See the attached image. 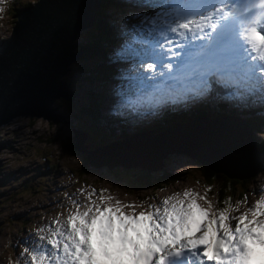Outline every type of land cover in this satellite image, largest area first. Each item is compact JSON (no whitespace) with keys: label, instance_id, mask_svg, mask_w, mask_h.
<instances>
[{"label":"snow or ice","instance_id":"obj_1","mask_svg":"<svg viewBox=\"0 0 264 264\" xmlns=\"http://www.w3.org/2000/svg\"><path fill=\"white\" fill-rule=\"evenodd\" d=\"M156 3L163 22L154 15L133 25L142 34L141 67L158 70L139 75L140 108L154 114L169 103L198 100L213 82L232 89L227 100L264 102V0ZM177 37L179 59L172 60L162 45ZM104 199L101 192L99 203L84 211L77 205L67 217V231L62 226L52 231L51 248H26L33 264H264V198L238 217L230 208L213 211L210 201L204 208L197 199L206 197L191 190L183 198L179 193L166 198L162 210L150 205L151 211L139 214L121 211L120 201L105 206Z\"/></svg>","mask_w":264,"mask_h":264},{"label":"rangeland","instance_id":"obj_2","mask_svg":"<svg viewBox=\"0 0 264 264\" xmlns=\"http://www.w3.org/2000/svg\"><path fill=\"white\" fill-rule=\"evenodd\" d=\"M17 1L19 2L20 0ZM28 1L29 4L23 7L18 14L14 16L10 14L12 9L9 8L8 14L1 16L0 38L5 39L10 34L14 21H16V16H18L24 8L33 7L35 5L34 3L39 0H26V2ZM123 3H125L124 0ZM16 4L17 2L13 1L10 7H14ZM115 10L114 15L120 16L124 15L129 9L122 10L118 8ZM105 22L106 25L104 24L103 27L107 28V26L111 24V18H108ZM92 28L93 25L90 26L88 30L82 31L79 37L74 40V45L76 44V47H74L73 53H76L77 57H79L72 64L73 66H69V70L66 73L67 75L63 78L69 85L68 90L71 92L69 99L59 98L54 101L52 106V110L59 114L62 119L50 120L37 117H27L26 119L15 118L9 125L0 128V144L8 146L7 150L0 151V264H8L14 261L17 255V251L15 250L18 247L21 237L31 226L37 225L40 222H45L50 216H55L56 212L68 209V206L73 208L81 204L82 201H91L93 197H89V194L87 192L85 193L83 187H88L94 191V189H92L94 186H100L105 191L118 193L121 186H126L130 180H135V176H129L133 174V172L126 171L122 173L119 170H109L105 166L99 167V165L95 167L91 162L90 165H86L87 175L80 177L78 174V171L83 166L81 155L85 154L88 159L91 152L85 145L88 135L79 127L81 119L76 118L77 113H79V115L81 114V106L84 109L82 112L83 120L88 121L94 127L90 132L96 134V122L87 114V109L89 107L95 110L94 114L102 125L104 121L108 122L110 131L107 130L105 133V141H103L101 145L111 144L114 135L120 134L119 132L126 131L131 133L132 130L131 127H120V125L115 127L114 125L116 123L109 121L108 117L112 114V106L106 97L108 91L106 80L107 74H109L107 69L102 70L103 80L101 83V97L104 100L105 110L103 111L104 108H102L100 113L99 106H97L95 102L98 97L95 95L96 85L93 87V82L98 71L93 70V67L98 68L99 64L102 66L107 62L106 53H103V50L99 46L98 51H95L94 55L88 56V58L83 61L82 53L77 49L78 44L86 40L89 42L92 39L90 36ZM99 29L100 28H96L97 31ZM94 34H96V32H94ZM107 35L108 30L106 36ZM92 49H94L93 46ZM82 63L88 66L92 65V68H90V76L93 77L92 82L87 78H83V74L80 73L79 66ZM74 70L77 75H74ZM77 80L79 81L78 84L72 82H76ZM126 93L127 92L120 91L119 89L116 90V94L119 98H122V95L126 96ZM73 99L77 106L73 103ZM261 104L263 105V103ZM211 108L215 109L213 105ZM216 109L218 110L219 108ZM219 110L226 114L218 117L219 120L211 117L206 122L208 129L210 131L219 132L222 125L238 127L239 132L236 135L249 134L248 140L245 139L239 144L242 146H249V144H247V141H249L252 144V149L256 151L254 146L257 145L258 133L254 129L255 125L252 122H248V115L242 116L236 108H231L228 105H226L225 109ZM230 110L234 111L235 114H231ZM225 116L234 119H230L226 122L220 120V118ZM197 118L199 117L197 116ZM243 120L246 121V125L243 123ZM219 121L221 124H219ZM138 123L144 126L147 125L144 121ZM178 124L180 123H176L172 127ZM74 131L83 133V136L80 135V146H78L80 149L65 151L63 149L64 144L74 137ZM231 139L232 138L229 136L217 133L215 135H210L208 141L210 146L214 149L223 146ZM158 142L161 146H165L167 149L170 148L168 146V136H161ZM99 145V141H96L94 147ZM259 148L262 149L261 153L264 156V145L259 146ZM143 150L145 152L146 149L144 148ZM217 153L224 154L222 151L214 149V154ZM145 154L150 155L148 152H145ZM169 156L171 159L172 154H169L167 157ZM257 156V164L246 168L252 178L251 186L257 185L256 191L262 186L258 184L261 176L257 175V167L260 163L259 154H257ZM177 162L179 163L180 161L177 160ZM140 163L149 168L147 171L153 172L154 170H158L157 164H148L147 161ZM191 165L197 167L196 164L189 163H186L183 167H191ZM232 167L233 170L238 173H244L246 171L238 170L235 164H232ZM114 168H121V166H115ZM234 168H236V170ZM168 169L173 170L174 167ZM197 172L198 170L194 172V175H196ZM196 182L197 179L184 177L183 182L179 181L175 184H170L172 185L171 190H191L198 193L199 196H205L206 200H197L206 204L210 201L213 211H218L219 207L215 189L213 188L212 191L210 184L204 181H201L200 184ZM140 194H144V191L142 190Z\"/></svg>","mask_w":264,"mask_h":264},{"label":"water","instance_id":"obj_3","mask_svg":"<svg viewBox=\"0 0 264 264\" xmlns=\"http://www.w3.org/2000/svg\"><path fill=\"white\" fill-rule=\"evenodd\" d=\"M109 3L110 0H39L16 16L10 34L0 40V127L18 117L62 119L52 110V104L58 98L70 97L69 85L63 78L68 65L79 57L73 53L74 40L99 20ZM140 128L143 131L131 130L122 140L93 150L88 159L95 167L110 169L121 166L149 170L140 163L144 161L161 168L165 166L163 158L169 154L189 151L196 158H212L214 149L208 142L209 136L228 134L207 130L201 135L196 130L177 137V145L167 149L158 140L173 134L172 129L146 130L143 124ZM74 133L72 140L78 150L83 133ZM142 144L153 152L151 157L145 154ZM187 145L191 148L185 149ZM7 148L0 144V151ZM171 160L173 165L177 158L172 156Z\"/></svg>","mask_w":264,"mask_h":264},{"label":"trees","instance_id":"obj_4","mask_svg":"<svg viewBox=\"0 0 264 264\" xmlns=\"http://www.w3.org/2000/svg\"><path fill=\"white\" fill-rule=\"evenodd\" d=\"M17 2V4L14 7H10L12 9L11 13L13 16L15 14H18L20 10L25 7L27 4H29V1L26 2V0H20L19 2L17 0H13ZM114 6V0L111 1L107 8L113 7ZM119 7V6H115ZM106 8V9H107ZM105 13V11H104ZM102 14V16L99 18V20L96 22V24H93L92 31L90 32L91 40L87 42L88 40L81 42L78 44V51L82 53V58L83 61L84 59H87L88 56L94 55L95 51H98L99 46L101 44V40L108 39V35L106 36L107 33V28L103 27V24H106L105 20V14ZM96 28H100L98 31ZM96 32V34H94ZM92 46L94 49H92ZM90 66V67H89ZM85 65V63H82L79 68L81 74H83V78H87L90 82H92L93 77L91 75V69L92 65ZM105 69V67H93V70L98 71L95 75L94 82H93V87L95 86V95L98 97L95 102L97 103V106H99V112L101 113V109L103 111L105 110V104L104 100L101 97V83L103 80V73L102 70ZM74 75H77L74 70ZM74 84H78L79 81L77 80L76 82L72 81ZM76 98V95H75ZM74 98V99H75ZM73 99V103H74ZM106 99V98H105ZM75 104V103H74ZM77 106V104H75ZM96 105V104H95ZM78 108V107H77ZM81 114L79 113L76 114L77 119H81V123L79 127L85 131L88 135L87 141L85 142V145L90 151L94 150V144L96 141H99L100 145L103 144V141H105V133L110 131L109 128L106 126L102 125L96 118L94 112L95 110L91 107L87 109V114L88 116L96 122V134L93 132H90L91 130L94 129V127L88 122L83 120V115L82 112L84 109L80 108ZM201 117H212L210 116L207 112H202L198 114ZM128 119V118H127ZM127 119H123L121 123L124 125L128 126L129 122ZM196 119V115H183L180 116L179 118H171L168 119V114H163L161 118H159V121H155L153 128L156 129L157 131L160 130H165L169 127H172L176 123H189L193 120ZM248 122H252L254 125L257 123L254 120H258L256 118H250L247 119ZM138 125V124H137ZM137 125L132 128L133 131H143L142 128H137ZM129 134L126 131H122L118 135H114V139L111 141H116V140H121L125 137H127ZM99 145V146H100ZM63 149L66 150H72L75 151L74 147V141L72 139H69L68 142L64 144ZM173 158L178 161H175L172 164L170 156L163 158V162L165 166L161 170L157 171H147L143 168H138V167H131V168H116V169H110V170H119L120 172H133V174L129 176H135V180H130L126 186L125 191L127 193H131L133 197L139 198L142 197L143 195H140L139 193L143 190L144 194L147 195L150 191L151 194L155 195L157 194V191L160 190L162 187L166 188H172V185L170 184H175L177 182H183L184 177H190L191 179H197V184H200L201 181H204L215 189V193L217 195V200L219 203V210L230 208L225 205V201L228 199H235L239 197H243V194L248 192L249 187L251 185L252 178L248 177L250 174L248 172L244 173H238L233 170L232 164L234 162L231 159L225 158V154L217 153L213 154L212 158L210 159H200V160H195L191 158L190 156L186 155H178V154H172ZM83 166L82 168L78 171L79 176L87 175V169L86 165H90V161L87 159L85 154L81 155ZM186 163L189 164H196L197 167L194 165H191V167H183ZM174 167L173 170L168 169ZM178 167V168H177ZM198 170L197 174L194 175V172ZM261 171L258 170L257 174H259ZM231 173V174H230ZM126 174V173H125ZM264 172L261 174L263 175ZM234 175V176H232ZM196 181V180H194ZM150 189V190H148ZM154 189V190H153ZM139 193H135V192Z\"/></svg>","mask_w":264,"mask_h":264},{"label":"bare ground","instance_id":"obj_5","mask_svg":"<svg viewBox=\"0 0 264 264\" xmlns=\"http://www.w3.org/2000/svg\"><path fill=\"white\" fill-rule=\"evenodd\" d=\"M124 1L126 2V0H124ZM74 62L75 61L71 62L68 66H71ZM65 75H67V74H65ZM52 106H53V104H52ZM18 118L26 119L27 117H18ZM10 123H11V121L5 123V125H3V126H7ZM219 124H221L220 121H219ZM223 130L233 131L234 132L233 136H230V137H232V139L227 141L226 144H224L223 146L218 147V148H214V149H218V150L222 151L225 154V158L231 159L234 162L235 166L240 171L245 170L249 166H252V165L255 166L257 164V157L258 156H257V153L252 149V146L251 145L242 146L241 144H239L241 141H243L245 139L248 140L249 134L240 135V136L236 135V133L239 130L238 127L223 126L220 129V131L223 132ZM142 148L146 149L145 150L146 153L147 152L150 153V157L152 156L151 154L153 152L145 144H142ZM234 169L236 170V168H234Z\"/></svg>","mask_w":264,"mask_h":264},{"label":"clouds","instance_id":"obj_6","mask_svg":"<svg viewBox=\"0 0 264 264\" xmlns=\"http://www.w3.org/2000/svg\"><path fill=\"white\" fill-rule=\"evenodd\" d=\"M248 177L250 178V175H249ZM248 192H249V190H248ZM248 192H246V193H248ZM246 193H245V194H246Z\"/></svg>","mask_w":264,"mask_h":264}]
</instances>
